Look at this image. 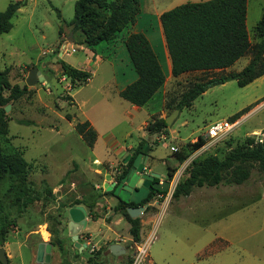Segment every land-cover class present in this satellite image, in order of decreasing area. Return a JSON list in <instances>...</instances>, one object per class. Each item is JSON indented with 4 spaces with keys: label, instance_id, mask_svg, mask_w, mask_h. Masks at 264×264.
<instances>
[{
    "label": "rangeland",
    "instance_id": "obj_1",
    "mask_svg": "<svg viewBox=\"0 0 264 264\" xmlns=\"http://www.w3.org/2000/svg\"><path fill=\"white\" fill-rule=\"evenodd\" d=\"M16 1L22 4L11 20L12 28L8 33L0 35V72L6 73L10 88L21 89L25 86L26 91L6 105L9 106V110L5 112L9 119V132L0 139V144L5 153L18 152L27 162H31L27 183L38 196L47 185L55 184L60 168L73 161L81 169H86L88 159L92 158L90 149L74 131V125L84 120L82 113L95 118L104 113L107 125L112 121L109 119L122 117L129 110L130 104L118 98L114 94V87L108 85L110 67L107 60L116 65L119 80L127 79L134 73L124 46L130 27L120 32L113 42H102L95 47V53L103 56L105 61L90 76L92 81L88 86L71 91L69 88L72 85L62 75L60 61L74 68L83 67L84 54L78 46H85L82 44L84 35L73 30L70 23L77 0H0V12L9 3ZM249 1L251 5L246 16V28L249 41L254 45L258 41L254 27L261 18L264 0ZM185 3H196V0H155L154 4L150 0H140L143 12L152 14L165 12ZM141 17L144 23L150 24L149 18L144 15ZM101 26V21H98V27ZM155 40L153 39V44ZM64 44L74 46L65 48ZM59 53L64 56H58ZM248 60V56L241 58L234 69L240 71ZM90 66L94 70L93 64ZM32 69L40 72L43 82L28 87L25 79ZM122 73L124 75L121 76ZM205 78L188 75L172 83L168 95L170 113L188 86ZM77 90V99L90 101L82 111L72 107L68 99ZM3 94L7 96L9 89L4 90ZM118 103H122L123 107ZM159 104L158 96H154L149 105L150 110L157 112ZM244 109L247 111L237 119L236 126L228 135L213 142L205 137L207 143L181 165H177L172 159L171 146H179L199 136L204 137L208 126L218 121H231L235 114ZM123 119V123L113 131L114 136L121 140L130 132L131 137L125 140L131 142L138 136V132L131 131L128 127L127 117L124 116ZM168 128L170 136L157 141L158 144L153 146V167L161 177H166L167 167H179L177 174L171 177L178 181L186 177L188 166L194 159H202L210 154L222 158L230 148L242 143L246 137L262 140L264 76L245 87H238L235 81H228L208 89L193 101L190 108L179 112ZM102 153L99 146L95 154ZM42 162L49 169L47 176H42L39 171ZM10 182L5 178L0 185V198L5 212L12 217L16 214V208L10 206L12 195L4 194ZM170 191H167L159 204L151 206L152 210L142 216L145 219L156 214L145 232L147 241H141L146 246L142 264H150L149 258L154 264H219L213 260L217 252L222 257L241 254L235 248L224 247L220 241H264V178L256 170L242 185L195 189L188 198H180L178 201H171ZM130 244V248L129 244L126 246L128 254L123 257L124 262L128 257L134 259L137 245L132 242ZM83 256L88 257L87 250ZM100 259L101 253L97 252L90 258L91 261L85 260L80 264H93ZM220 264H228L227 259Z\"/></svg>",
    "mask_w": 264,
    "mask_h": 264
},
{
    "label": "trees",
    "instance_id": "obj_2",
    "mask_svg": "<svg viewBox=\"0 0 264 264\" xmlns=\"http://www.w3.org/2000/svg\"><path fill=\"white\" fill-rule=\"evenodd\" d=\"M248 1L208 0L185 3L160 14L159 22L171 61L172 76L178 77L198 71L206 75L204 80L188 86L172 111L181 112L189 108L196 98L214 86L235 81L238 87H245L264 76V7L261 18L254 27L258 41L251 45L246 28ZM21 4L17 1L9 3L6 9L0 12V35L10 31L11 20ZM139 13V0H77L70 23L73 30L80 31L84 35L82 44L84 43L88 49L95 52V47L100 43L113 42L120 32L129 29L135 23ZM98 21H101V27H98ZM124 46L137 79L122 89L119 97L134 106L142 107L164 84L165 78L150 43L142 33H128L124 39ZM247 56L248 63L239 72L219 73L209 78L208 73L214 70L223 71ZM60 65L62 75L69 79L72 87L84 84L90 78L87 72L78 70L63 61H60ZM5 76V72H0V139L6 137L9 132V119L5 115V106L26 91L25 86L21 89L10 88ZM6 89H9L7 96L3 94ZM165 106L170 114L169 99ZM246 111L247 109H244L235 114L230 122H236ZM75 131L89 148L93 147L96 133L88 122L75 124ZM145 131L148 135L157 137L168 135L164 118L153 117L148 121ZM145 143V140L139 143L129 158L128 165L141 152ZM206 143L207 140L199 136L195 142H188L175 148L172 154L175 163L181 165ZM157 144V139L152 142V146ZM178 168L177 166L173 169L168 168V178H171ZM29 169V164L20 153H5L0 144V185L5 178L11 181L4 194L12 195L10 206L16 208V214H20L26 203L38 197L27 183ZM254 170L264 178V138L256 140L254 137H246L242 143L230 148L222 158L210 154L202 159H194L188 166L186 177L175 185L171 193V201L187 197L195 189L219 185H242L248 181ZM108 194L112 193L108 192ZM165 195V192L155 191L144 203L151 201L155 196H160L158 201L161 202ZM80 203L74 202V204ZM133 206L120 201L113 211L125 218L129 224L132 243L137 245L141 243V218H131L126 211ZM152 208L147 207L145 213ZM12 224L11 215L5 212L3 200L0 198V247L3 246ZM54 244L59 247L62 254L65 253L63 241L60 238H57ZM132 261V257H129L126 264H132Z\"/></svg>",
    "mask_w": 264,
    "mask_h": 264
},
{
    "label": "crops",
    "instance_id": "obj_3",
    "mask_svg": "<svg viewBox=\"0 0 264 264\" xmlns=\"http://www.w3.org/2000/svg\"><path fill=\"white\" fill-rule=\"evenodd\" d=\"M150 1L153 4L155 3V0ZM205 1L208 0H196V3ZM250 2L251 1H248L247 3V14L251 5ZM163 12H154L153 14L150 12L144 13L140 4V13L127 34L142 33L146 37L161 66L165 78L164 84L144 106L137 107L129 103V110L125 111L122 117L118 116L115 119H109L112 121L107 123V125H105L106 118H103L104 113H102L99 118L88 117L86 114L82 113L84 120L78 123L88 122L96 133V140L93 147L89 148L75 131L74 125V131L78 135V138L90 149L92 158L88 159L89 165L87 164L86 169H81L79 165L72 161L70 165L60 168L55 177V184L51 186L47 185L38 193L36 200L26 203V206L22 208L20 214H15L11 217L13 224L10 226L2 246L5 250L8 264H47L44 261L39 262L37 260V251L41 244L50 247L48 264H80V262L85 260L91 261L90 258L97 252L101 253V259L97 262L94 261L93 264H126L123 257L128 254V249L126 248L127 244H129L128 247L130 248V242H132L129 234V224L120 213H115L113 211V208L116 207L120 201L112 194H108V192L104 190L103 185L106 183L110 184L116 180L117 174L121 171V168L128 163L129 158L142 140L146 141L141 150V152L148 157L145 165L146 172L157 173L153 167L155 156L152 142L156 139L157 141L165 140L170 136V131L168 130V135L166 136L161 135L157 137L155 135H148L145 131L148 121L153 119V117L165 118L169 115V111L165 104L168 100L172 83L178 82L184 76L188 75L206 76L200 71L185 73L178 77L172 76L171 61L159 22V16ZM141 15L149 18V20H147L148 22L151 21L150 24L144 23ZM149 32H151V34H149ZM153 39H156L155 44H153ZM69 41L71 40L69 39ZM64 45H66L65 48L74 46L73 44ZM78 47L84 54V60L82 62L83 67L76 69L85 71L91 74L90 76L94 75L100 64L105 61L103 56H100L99 53L96 54L84 45ZM58 56L63 57L64 54L59 53ZM238 61L223 71L214 70L208 73L209 78L219 73L227 74L239 72L234 69ZM91 64H93L94 70L90 68ZM107 64L110 67L108 85L114 87V94L120 98L119 92L133 83L137 79V75L134 71L127 79L119 80V73L115 69L116 65H114L113 62L111 63L109 59L107 60ZM122 75H124V73H122L121 76ZM91 79L92 78H89L84 84L79 86L70 87L69 90L72 91L82 86H88L92 81ZM77 93L78 90L73 96L69 95L68 99L72 107H77L82 111V108L89 104L90 101L77 99ZM154 96H158L160 103L157 112H152L149 107ZM97 104L98 102L95 103L93 107ZM118 104L123 107L122 103ZM124 116L128 118L127 124L131 131L135 130L138 132V136L131 142H126L125 140V138L131 137L130 132H127L121 140H118L114 136L113 131L123 123ZM197 138H193L189 142L193 143ZM186 143L188 142L180 144L179 146L170 147L173 160V150ZM99 146L103 151V155L95 154V150ZM27 163L30 166L31 162ZM40 165L41 169L39 171L41 175L47 176L49 173L48 167L46 164L44 165L43 162ZM174 167H167V169H173ZM167 169L166 177L160 176V178L155 181L167 179ZM177 171L178 169L175 171L174 175L177 174ZM42 180L45 181V178ZM170 193H172V191H170ZM262 197L263 195L260 196V198ZM159 198L160 196L153 197V199L148 202V207L159 204ZM76 201L81 203L74 204ZM73 206H81L85 210V225L78 234V238L82 241V244L85 245L81 252L73 247L66 227L68 221L66 213L67 210ZM144 215L145 211L139 217L141 218V241H147L145 232L156 216V214L149 215L147 218L143 219L142 216ZM201 224L203 225V223ZM57 238L63 241L64 254H62L59 247L54 244ZM221 242L224 247H228L229 249L235 248V250H238L241 254L235 256L231 254L222 257L221 254L217 252L213 260L219 262V264L225 258L228 264H264V241H220V244ZM112 245L120 246L121 251H124V253L119 255L112 254L109 250ZM85 250L88 251V257L83 256ZM149 261L150 264H154L150 258Z\"/></svg>",
    "mask_w": 264,
    "mask_h": 264
},
{
    "label": "water",
    "instance_id": "obj_4",
    "mask_svg": "<svg viewBox=\"0 0 264 264\" xmlns=\"http://www.w3.org/2000/svg\"><path fill=\"white\" fill-rule=\"evenodd\" d=\"M39 82H43V77L37 69H32L25 79L26 86L31 87L37 85ZM8 110L9 106H6L5 112ZM178 114V110H173L164 118L167 127H171ZM147 159L148 157L146 155L139 152L130 165L127 163L121 168L114 182L103 185L104 190L106 192H111L119 201L134 205L126 209L131 218L140 217L144 213L148 207V202L144 203V201L148 200L151 193L155 191L167 193V191L171 189L170 178L163 181H155L160 178V175L155 172H146L145 165ZM66 216L68 219L66 224L68 235L72 241L73 247L81 252L85 245L82 244V241L78 238V234L85 225V210L81 206H73L67 210ZM109 250L114 255L124 253L118 245H112ZM37 252V260L39 262L44 261L48 264L50 247L41 244ZM0 264H8L3 247H0Z\"/></svg>",
    "mask_w": 264,
    "mask_h": 264
},
{
    "label": "built area",
    "instance_id": "obj_5",
    "mask_svg": "<svg viewBox=\"0 0 264 264\" xmlns=\"http://www.w3.org/2000/svg\"><path fill=\"white\" fill-rule=\"evenodd\" d=\"M73 52H76L75 50H72ZM236 122H230V121H218L210 126H208L206 130L205 137L209 141H217L221 139L222 137H225L228 135L232 129L236 126ZM174 177V176H173ZM178 179L177 178H171V191H173L175 185L177 184ZM147 245V244H146ZM146 255V246L142 243L137 244L136 246V253L134 256V259L132 261V264H142L144 256Z\"/></svg>",
    "mask_w": 264,
    "mask_h": 264
}]
</instances>
